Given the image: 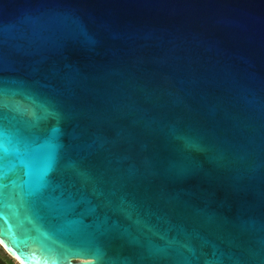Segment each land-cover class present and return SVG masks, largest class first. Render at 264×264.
Wrapping results in <instances>:
<instances>
[{"label": "water", "instance_id": "water-1", "mask_svg": "<svg viewBox=\"0 0 264 264\" xmlns=\"http://www.w3.org/2000/svg\"><path fill=\"white\" fill-rule=\"evenodd\" d=\"M0 127L17 264H264V0H0Z\"/></svg>", "mask_w": 264, "mask_h": 264}, {"label": "snow or ice", "instance_id": "snow-or-ice-1", "mask_svg": "<svg viewBox=\"0 0 264 264\" xmlns=\"http://www.w3.org/2000/svg\"><path fill=\"white\" fill-rule=\"evenodd\" d=\"M0 134H3L4 136V133H3V129L2 127H0ZM0 168L3 169L2 173H0V176L3 175V172H4V160H3V156H4V143L2 145H0ZM48 160L51 159V156L49 155V157L47 158ZM46 168H47V163L45 164V166L40 170V172L35 176L34 178V182H33V187L37 186L38 183H39V180L42 178L43 174H44V171H46ZM3 226L2 224H0V237L3 236Z\"/></svg>", "mask_w": 264, "mask_h": 264}, {"label": "trees", "instance_id": "trees-1", "mask_svg": "<svg viewBox=\"0 0 264 264\" xmlns=\"http://www.w3.org/2000/svg\"><path fill=\"white\" fill-rule=\"evenodd\" d=\"M1 251L3 252L4 254V257L0 258V264H11V262H13L14 260L11 259L5 252L4 250L0 247ZM16 263V262H15Z\"/></svg>", "mask_w": 264, "mask_h": 264}, {"label": "rangeland", "instance_id": "rangeland-1", "mask_svg": "<svg viewBox=\"0 0 264 264\" xmlns=\"http://www.w3.org/2000/svg\"><path fill=\"white\" fill-rule=\"evenodd\" d=\"M3 258L4 257V254H3V252L1 251V249H0V258ZM11 264H17V263H15V261H13V262H11Z\"/></svg>", "mask_w": 264, "mask_h": 264}]
</instances>
